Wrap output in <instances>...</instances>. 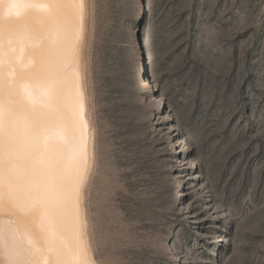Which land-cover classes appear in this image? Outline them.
<instances>
[{
    "label": "rangeland",
    "instance_id": "rangeland-1",
    "mask_svg": "<svg viewBox=\"0 0 264 264\" xmlns=\"http://www.w3.org/2000/svg\"><path fill=\"white\" fill-rule=\"evenodd\" d=\"M87 6L93 262L264 264V0Z\"/></svg>",
    "mask_w": 264,
    "mask_h": 264
},
{
    "label": "bare ground",
    "instance_id": "bare-ground-1",
    "mask_svg": "<svg viewBox=\"0 0 264 264\" xmlns=\"http://www.w3.org/2000/svg\"><path fill=\"white\" fill-rule=\"evenodd\" d=\"M87 11V0H0V264H95L82 203Z\"/></svg>",
    "mask_w": 264,
    "mask_h": 264
},
{
    "label": "snow or ice",
    "instance_id": "snow-or-ice-1",
    "mask_svg": "<svg viewBox=\"0 0 264 264\" xmlns=\"http://www.w3.org/2000/svg\"><path fill=\"white\" fill-rule=\"evenodd\" d=\"M172 122L175 123V118H173Z\"/></svg>",
    "mask_w": 264,
    "mask_h": 264
}]
</instances>
